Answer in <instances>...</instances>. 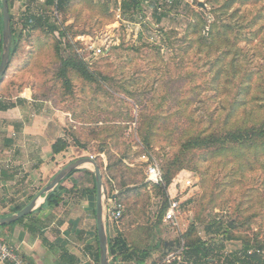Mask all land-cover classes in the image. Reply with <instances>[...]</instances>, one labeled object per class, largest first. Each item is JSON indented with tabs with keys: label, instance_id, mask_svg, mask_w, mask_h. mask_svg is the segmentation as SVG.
I'll list each match as a JSON object with an SVG mask.
<instances>
[{
	"label": "rangeland",
	"instance_id": "374dc122",
	"mask_svg": "<svg viewBox=\"0 0 264 264\" xmlns=\"http://www.w3.org/2000/svg\"><path fill=\"white\" fill-rule=\"evenodd\" d=\"M127 1L68 0L63 9H57L55 6H45V0H12L11 14L18 27L21 26V17L25 16L45 30L35 29L28 35V40L33 36L37 38L34 45L26 44V48L30 47L32 51L30 56L26 55V64L19 69L10 68L2 78L0 88L8 87V82L13 81L9 88L12 96L33 95L47 102L49 113L46 117L50 115L62 122V132L74 134L87 147V150H83L68 136V160L72 158L70 161H75L81 155H92L105 169L108 158L104 152H99V147L105 145L109 154L117 158L122 156L126 168L141 170L138 177L143 176L140 183L143 188L139 187L138 194L131 192L128 199L123 201V212H127V205L130 206L126 217L122 216L119 221L111 219V206L106 201L105 230L107 238L122 233L132 247L147 251V264H180L183 258L181 249L186 239L184 234L189 230L193 237L205 241L214 239V243L219 244L222 238L207 231V226L213 222L229 227L226 234L231 239L223 242L225 248L221 253L239 250L242 243H252L254 240L259 241V246L255 247H262L259 253L264 259V164L255 162L251 155H248L247 161H240L232 154L223 155L212 149L189 150L184 152L185 169L179 171L171 182V196L164 191L165 194L167 192L166 199L160 190L145 183V164L140 157L142 154L148 155L161 168L172 158L173 153L180 150L178 143H167L163 135V139L161 136L153 138L152 145L147 149L137 133V106L122 87L112 84L115 88H110L111 81L107 85L96 75L97 71H102L114 77L118 83L125 82V87L135 92H139L138 88L148 82L160 87L153 93V98L155 103H162L156 108V114L166 118L162 126L167 130L195 129L196 124L188 119L209 121V116L216 115L218 110L224 114L226 110L223 111L222 105L228 95H221L220 90L210 84L216 75L212 63L215 59L217 63L219 54L206 56L196 53L197 35L193 34L192 28H188L196 21L195 14L200 11L208 13L212 7L219 6L225 0H177L173 7L170 0H142L137 10L124 6ZM153 1L155 5L158 2L161 4L157 12L165 16L149 29L145 21H155L151 7ZM200 2L205 5V9L199 5ZM27 8L29 10L25 11ZM137 13H140V18L136 17ZM49 26L55 28V32L50 35L46 33ZM158 29L177 32L170 39L173 46L166 45V40L165 45L159 42L161 37ZM56 42L59 44L54 46ZM90 43L104 51L88 57L85 45ZM155 45H159L158 53H155ZM129 47L140 48L139 51H132L127 49ZM245 47L247 55L241 54L238 60L241 64L246 62L252 69L258 61V49L255 43ZM184 48L185 54L182 51ZM72 53L84 61L90 72L95 73L97 82H89L72 71L68 72L69 82L58 76V57L65 58ZM98 82L103 88H99ZM1 93L3 91L0 90V95H3ZM167 94H171L170 98L161 101V96ZM11 100L0 98V110L13 108L15 102ZM16 101L22 102L21 99ZM202 124L205 127L208 125L207 122ZM8 133H11L8 129L0 131L4 137H10ZM10 149L13 151L14 148ZM13 156L7 163L14 170L17 166L12 164ZM128 169L117 166L116 171H113L116 177L111 180L107 177L104 180L101 170L106 199L113 195L117 199L118 193L121 196L125 190L134 187L125 183L130 175ZM19 198L16 195L13 200ZM171 199L180 203L177 226H171L163 218L165 206L168 207ZM176 239L179 240L178 246L174 244ZM163 241H173V245L161 256L160 248H156L155 244ZM172 253L176 254L177 259L167 263L166 255ZM114 262L116 260L109 256V264Z\"/></svg>",
	"mask_w": 264,
	"mask_h": 264
},
{
	"label": "trees",
	"instance_id": "16d2710c",
	"mask_svg": "<svg viewBox=\"0 0 264 264\" xmlns=\"http://www.w3.org/2000/svg\"><path fill=\"white\" fill-rule=\"evenodd\" d=\"M141 1L142 0H129L124 3V6L137 10L140 9ZM247 1L248 0H241V2L244 3H238L237 0H225L224 3H221L219 6L212 7L208 13L200 11L194 15V20L196 21L188 28H192L193 34L197 35L195 41L198 45L196 53H203L209 56L212 53L218 52L217 63H215L216 59L215 62L212 63V68L215 69L216 75L211 79L210 84L214 86L215 89L220 90L221 95H228L225 104L222 105L223 111L226 110L224 114L222 111L218 112V110L216 115L211 114L209 116V121L202 120L201 118L188 119L196 124L195 129L182 128L167 130L166 127L162 126V124H165L166 118L156 114V108L160 107L162 103H155L153 98V93L159 90L160 87H155L148 82L144 86L138 88L139 92L130 91L125 87V82L119 81L120 83H118L115 81L114 77L103 74L102 71L96 72L97 78L101 79L102 83L108 85L110 81L112 82L109 85L110 88L122 87L125 93L131 98L134 105L139 109L137 116V133L140 136L142 144L147 149L152 145L153 138L162 137L163 139V135L167 143H178L180 150L177 153H173L172 158L166 161L165 165L160 168L162 182L159 184H150L160 190L161 193L165 195L166 199L167 192L165 194L164 191H167L174 176L179 171L185 169V165L183 164L184 152L189 150L212 149L215 150L216 153H223V155L232 154L235 159L238 158L240 161H247L248 155H251L255 162L264 164V48H262L264 45V2L262 3L261 0ZM67 2L68 0H45L44 5L63 9ZM176 2L177 0L171 4L172 7ZM155 3L156 2L153 1L151 7L155 13V21L153 24L156 25L165 15H162L164 13L157 12L161 4L158 2V4L155 5ZM8 7L12 38L10 60L4 76L9 72L10 68L19 69L26 64V59L32 52L31 49H29L30 47L26 48V44L34 45L37 38V36H33L31 40H28V35H31L35 29L45 30L37 22L26 19L25 16L21 17V26L18 27L14 23L13 15L11 14L12 0H8ZM27 10H29V8L25 9V11ZM240 13L241 15H239ZM139 16H141L140 13H137L136 17L139 18ZM209 17L213 20L211 21ZM208 19H210L209 22ZM145 25L149 29L151 28L148 23H145ZM54 32L55 28L52 26H49V29L46 30V33L49 35ZM158 32L161 37L159 40L160 43L165 45L164 41L166 40V45L173 46L170 39L172 36L176 35L177 32L175 30L164 32L158 29ZM1 35L2 14L0 13V55L2 48ZM183 38L185 39L186 36ZM241 42H244V45H241ZM250 43H255V48L258 49V61L253 65L252 69L246 65V62L241 64L238 60L241 54L244 56L247 55L245 53L247 51L245 45ZM58 44L59 43L56 42L54 46ZM153 47L154 50H156L155 53L160 51L159 45ZM139 48L129 47L127 49L139 51ZM185 49L186 48L182 50L184 51L183 54L186 53ZM22 55H24V57H22ZM58 58L60 61L58 76L64 78L67 82L70 81L68 75L69 71L75 72L79 77L89 82H97L94 76L95 73L90 72L84 61L79 59L74 53L65 58ZM245 59H247V57ZM178 64H181V62ZM184 74L189 75L190 73L184 72ZM12 84L13 81H9L8 87L3 89L0 88L1 92L3 91L1 94L5 97L10 96L11 92L9 88ZM97 84L99 86L100 83L98 82ZM112 84H114L115 87ZM133 84H135V82ZM194 85L198 86V84ZM99 88L103 87L99 86ZM252 89L254 90L252 91ZM170 96L171 94L162 95L161 101L168 100ZM258 101L261 103H258ZM255 106L257 107L256 109H254ZM0 109H2V106H0ZM203 122H207L208 125L206 127L203 126ZM164 130L166 131L163 132ZM68 136L71 137L74 144H78L83 150H87L86 145L80 143L78 137L74 134L66 135L63 130L62 136L58 137L52 144L53 154H59L70 147ZM99 152H104L108 158V164L105 169H103L98 159L95 160L98 167L102 170L104 180L106 177L109 180L115 179L116 175L113 174V171H116L117 166L128 169L122 163V156L117 158L115 155L109 154L105 145L99 147ZM112 159H114V162ZM262 168L264 169V167ZM128 170H130V175L129 178L125 180L126 185H133L138 188L134 189V191V187L127 189L121 196L119 195L120 193H118L116 195L117 201L122 204L123 201L128 199L131 192L138 194L140 188H143V186H140L143 176L140 178L138 177L141 170ZM0 177L4 180L11 178V176L7 175L4 171L0 172ZM61 183L62 182H60L53 191L47 194L43 207L59 203L60 195L58 191L63 188ZM93 189H96L94 176ZM22 206H18L17 209L22 208ZM166 207L167 205L165 209ZM126 208L127 212H123L118 221L122 216H127L130 206L127 205ZM23 219L24 217L18 219L16 222H21ZM220 225V223L213 222L207 226L208 233L214 232L218 237L222 238L219 244L214 243V239L205 241L199 237H193L190 230L184 234L186 239L182 245L181 251L186 261L182 258L179 263L264 264V259L259 253V249L262 247H255L256 245L259 246V241L253 240L252 243L246 241L242 243L239 250H234L227 254L221 253L225 248L223 242L230 240L231 236L226 234L229 227ZM95 239L96 251L94 258L96 263L99 264V247L96 233ZM164 242L165 241L160 244H155L156 248H160L161 256H164L166 251L171 248L169 246L165 247ZM108 255L111 256L113 260L121 258V260L125 262L134 261L136 264H145L149 257L147 251L132 247L122 233H118L116 237L113 238L108 237Z\"/></svg>",
	"mask_w": 264,
	"mask_h": 264
},
{
	"label": "crops",
	"instance_id": "0c3cea01",
	"mask_svg": "<svg viewBox=\"0 0 264 264\" xmlns=\"http://www.w3.org/2000/svg\"><path fill=\"white\" fill-rule=\"evenodd\" d=\"M145 23L154 27L152 21ZM0 98L15 102L13 108L0 110V131L11 132L10 137L0 135V172L11 176L6 180L0 177V218H3L25 207L72 158L68 160L70 147L56 155L52 152V144L62 136L63 124L50 115L46 117L49 113L46 101L33 95H0ZM12 155V164L17 166L14 170L7 163ZM90 166L73 170L61 181L58 204L42 208L44 199L40 197L36 208L21 222L0 226V238L17 247L27 264H97L96 189L92 186L95 175ZM172 185L167 189L170 196ZM16 195L20 198L14 201ZM20 205L24 206L17 209ZM114 264L136 263L117 258Z\"/></svg>",
	"mask_w": 264,
	"mask_h": 264
},
{
	"label": "water",
	"instance_id": "95a60500",
	"mask_svg": "<svg viewBox=\"0 0 264 264\" xmlns=\"http://www.w3.org/2000/svg\"><path fill=\"white\" fill-rule=\"evenodd\" d=\"M199 5L205 9V5L200 2ZM2 7V45H1V55H0V82L4 77L7 70L9 60H10V46H11V29H10V13L8 7V0H1ZM91 165L95 175L96 184V225H97V238L99 244V264H109L108 256V238L105 230L106 222V195L103 192L102 186V176L97 163L90 157H81L68 163L66 166L61 168L54 177L49 181V183L21 210L17 213L0 218V226L10 224L16 220L28 215L33 211L36 206L38 199L41 197L44 199L48 193L53 191L55 187L73 170L83 166ZM174 244L179 245V240H175ZM164 245H173V241H165Z\"/></svg>",
	"mask_w": 264,
	"mask_h": 264
},
{
	"label": "built area",
	"instance_id": "2783aa9c",
	"mask_svg": "<svg viewBox=\"0 0 264 264\" xmlns=\"http://www.w3.org/2000/svg\"><path fill=\"white\" fill-rule=\"evenodd\" d=\"M175 0H170L169 3L172 4ZM86 55L97 56L102 48L95 46L93 43L85 45ZM90 55V56H89ZM90 158H93L90 155ZM141 161L145 164V183L148 184H159L162 182V173L158 166V163L146 155H141ZM189 180H187V183ZM106 201L110 204L109 216L111 219L117 220L124 211V205L117 201L115 195L107 198ZM180 214V203L176 199H171L168 203L163 218L164 221L169 223L171 226H177V216ZM177 259L175 253L166 255L165 261L171 263L172 260ZM0 264H27L26 260L23 258L18 248L14 245L8 243L4 239L0 238Z\"/></svg>",
	"mask_w": 264,
	"mask_h": 264
}]
</instances>
